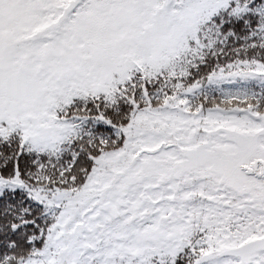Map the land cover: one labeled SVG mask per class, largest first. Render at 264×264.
I'll return each mask as SVG.
<instances>
[{
    "label": "snow or ice",
    "instance_id": "obj_1",
    "mask_svg": "<svg viewBox=\"0 0 264 264\" xmlns=\"http://www.w3.org/2000/svg\"><path fill=\"white\" fill-rule=\"evenodd\" d=\"M0 264H264V0H0Z\"/></svg>",
    "mask_w": 264,
    "mask_h": 264
}]
</instances>
